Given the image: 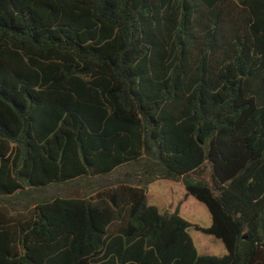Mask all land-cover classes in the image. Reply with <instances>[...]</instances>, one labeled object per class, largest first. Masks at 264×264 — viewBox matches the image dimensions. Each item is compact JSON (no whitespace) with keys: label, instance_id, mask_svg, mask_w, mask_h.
Wrapping results in <instances>:
<instances>
[{"label":"trees","instance_id":"trees-1","mask_svg":"<svg viewBox=\"0 0 264 264\" xmlns=\"http://www.w3.org/2000/svg\"><path fill=\"white\" fill-rule=\"evenodd\" d=\"M0 264H264V0H0Z\"/></svg>","mask_w":264,"mask_h":264},{"label":"rangeland","instance_id":"rangeland-1","mask_svg":"<svg viewBox=\"0 0 264 264\" xmlns=\"http://www.w3.org/2000/svg\"><path fill=\"white\" fill-rule=\"evenodd\" d=\"M208 176H206L207 178ZM148 205L154 206L160 213H171L178 208L179 215L193 224L203 228L210 226V215L204 204L188 196L184 199V189L163 181L153 182L147 188ZM194 247L199 255L222 256L226 250L222 242L210 235L188 229Z\"/></svg>","mask_w":264,"mask_h":264},{"label":"crops","instance_id":"crops-1","mask_svg":"<svg viewBox=\"0 0 264 264\" xmlns=\"http://www.w3.org/2000/svg\"><path fill=\"white\" fill-rule=\"evenodd\" d=\"M123 172V171H122ZM119 177V179H122L123 177H122V175L121 176H118ZM156 181H163V182H166L167 184H173V185H176V186H178V187H181V188H183L184 189V187L182 186V184L180 183V182H175V181H169V180H156ZM156 181H154V182H156ZM153 183V182H152ZM152 183H150L149 185H151ZM149 185H148V187H149ZM147 187V188H148ZM185 189H184V199L185 200H187L188 199V196L186 197L185 196ZM146 200H147V190H146ZM147 204H148V202H147ZM172 213V212H171ZM185 220V219H184ZM187 222H189L188 220H186ZM190 224H192V225H197V224H193V223H191V222H189ZM199 226V225H198ZM201 227V226H200ZM193 242V241H192ZM193 245H194V243H193ZM197 251V250H196Z\"/></svg>","mask_w":264,"mask_h":264}]
</instances>
